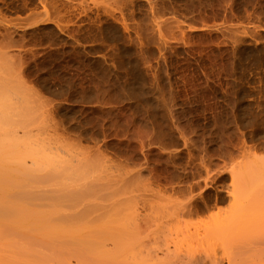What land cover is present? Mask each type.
<instances>
[{
  "label": "rangeland",
  "instance_id": "rangeland-1",
  "mask_svg": "<svg viewBox=\"0 0 264 264\" xmlns=\"http://www.w3.org/2000/svg\"><path fill=\"white\" fill-rule=\"evenodd\" d=\"M152 91L204 138L216 116L225 135L264 126V0H0V148L56 156L69 116V129L103 130L104 160L138 159Z\"/></svg>",
  "mask_w": 264,
  "mask_h": 264
},
{
  "label": "bare ground",
  "instance_id": "bare-ground-1",
  "mask_svg": "<svg viewBox=\"0 0 264 264\" xmlns=\"http://www.w3.org/2000/svg\"><path fill=\"white\" fill-rule=\"evenodd\" d=\"M144 97L138 159L104 160L101 130L72 124L97 146L76 148L66 111L58 155L0 148V264H264V126L225 135L216 116L204 138L173 94Z\"/></svg>",
  "mask_w": 264,
  "mask_h": 264
}]
</instances>
